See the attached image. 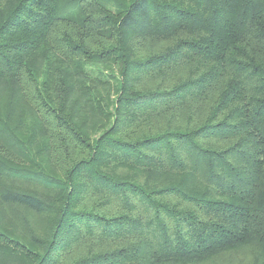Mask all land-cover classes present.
<instances>
[{
    "label": "trees",
    "instance_id": "trees-1",
    "mask_svg": "<svg viewBox=\"0 0 264 264\" xmlns=\"http://www.w3.org/2000/svg\"><path fill=\"white\" fill-rule=\"evenodd\" d=\"M247 246L264 264V0H0V264Z\"/></svg>",
    "mask_w": 264,
    "mask_h": 264
},
{
    "label": "rangeland",
    "instance_id": "rangeland-1",
    "mask_svg": "<svg viewBox=\"0 0 264 264\" xmlns=\"http://www.w3.org/2000/svg\"><path fill=\"white\" fill-rule=\"evenodd\" d=\"M97 74V71H94ZM108 79V78H106ZM39 226H43L44 219L37 218ZM253 246H247L233 251L223 252L202 264H249L254 255Z\"/></svg>",
    "mask_w": 264,
    "mask_h": 264
}]
</instances>
